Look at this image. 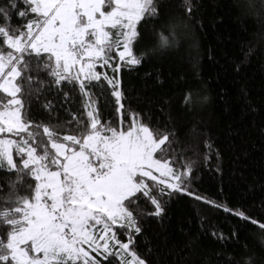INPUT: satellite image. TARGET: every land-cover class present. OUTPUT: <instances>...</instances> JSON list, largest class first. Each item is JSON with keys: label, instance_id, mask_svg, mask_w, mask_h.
<instances>
[{"label": "snow or ice", "instance_id": "snow-or-ice-1", "mask_svg": "<svg viewBox=\"0 0 264 264\" xmlns=\"http://www.w3.org/2000/svg\"><path fill=\"white\" fill-rule=\"evenodd\" d=\"M247 2L255 6L253 0ZM160 3H0V172L15 177L5 182L8 191L0 195V229H6L0 234V264H148L135 248L143 231L141 218H161L165 197L170 200L176 193L257 226L258 244L264 249V223L198 195L191 186L193 163L178 160L173 149L175 132L151 127L126 106L121 72L145 59L147 53L134 49L141 39L139 25L159 17ZM179 6L188 14L194 8L192 0ZM13 18L24 22L13 24ZM179 27L169 24L167 34L156 33L157 43L150 50L178 48ZM98 67L112 75L98 72ZM64 84L83 98L84 118L70 114L66 124L32 119L31 98L38 100L52 86L60 91ZM105 85L114 102L116 126L101 120L99 104L112 107L103 94ZM64 98H70L67 92ZM191 102L192 93H187L184 103ZM43 107L52 116L55 105ZM141 199L153 210L142 211ZM211 235L229 239L218 231ZM226 260L241 264L231 255ZM254 261L255 253L242 257V264Z\"/></svg>", "mask_w": 264, "mask_h": 264}, {"label": "trees", "instance_id": "trees-1", "mask_svg": "<svg viewBox=\"0 0 264 264\" xmlns=\"http://www.w3.org/2000/svg\"><path fill=\"white\" fill-rule=\"evenodd\" d=\"M181 2L161 0L159 17L139 25L141 39L134 49L147 55L140 66L121 72L126 106L151 127L175 132L173 149L178 160L193 163L191 186L198 195L264 223V4L253 0L250 8L247 0H192L188 14ZM173 23L180 25L179 47L151 51L156 33L167 34ZM96 70L112 75L108 69ZM187 93L192 102L185 105ZM103 94L112 107L99 104L101 120L116 126L107 85ZM82 99L67 84L60 91L52 86L38 100L31 98L30 117L46 124H66L70 114L83 119ZM48 102L55 105L52 116L43 107ZM14 178L0 172V195ZM165 199V214L142 217L143 231L136 236V251L148 264H227L229 255L242 264V257L253 253L254 264H264L257 226L185 194ZM138 203L144 212L153 210L143 199ZM213 231L229 239L220 241Z\"/></svg>", "mask_w": 264, "mask_h": 264}]
</instances>
